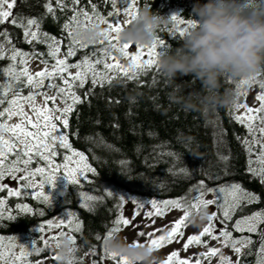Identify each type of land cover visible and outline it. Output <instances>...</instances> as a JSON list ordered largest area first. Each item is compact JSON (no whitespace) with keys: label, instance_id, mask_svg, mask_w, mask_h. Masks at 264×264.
I'll return each instance as SVG.
<instances>
[{"label":"trees","instance_id":"obj_1","mask_svg":"<svg viewBox=\"0 0 264 264\" xmlns=\"http://www.w3.org/2000/svg\"><path fill=\"white\" fill-rule=\"evenodd\" d=\"M48 2L16 0L13 16L37 19L42 33L61 40V53H64L68 41L63 26L73 15V4L71 0H65L68 6L61 9L57 7L56 0H52L55 12L48 13L45 7ZM90 3L96 4L97 10L105 16L112 11L110 3L105 0H81V4L75 7L91 11ZM195 3L196 0H137V8L140 10L151 6L162 16L178 13L183 20H188L192 19L190 13ZM166 19L157 37L164 39L167 47L158 49L160 51L178 47L183 42L182 38H177L169 30L174 21L171 17ZM0 31H7L11 43L24 52H48L47 44L27 43L23 29L18 26L5 23L0 26ZM95 47L80 50L69 62H79L85 54L90 55ZM31 57L39 61L47 60L48 64L54 63L47 55ZM9 64L8 59L0 60V69ZM5 79L0 75V82ZM177 85L181 86L178 93L175 92ZM225 89H231L236 94L238 91L235 81L230 78L222 81L220 93ZM22 91L24 95L28 94L27 88ZM192 93H202L199 80L189 75L170 82L160 67L149 69L137 81L118 77L111 85L101 87L88 83L78 89L77 94L83 102L74 107L68 117V128L62 130L69 136L73 148L85 153L96 172L89 173L87 181L81 179L80 185L68 183L50 192L51 205L34 199L31 190H24L20 197H10L6 190L0 192V199L7 201L3 218H0V237H17L29 246L33 239H37L36 247L42 248L44 246L39 242L41 234L37 230L40 225L71 213L82 224L80 233H70L76 236L77 244L82 248L79 259L83 261L89 258L100 264L103 238L121 213V195L157 201L191 196L201 180L205 181L206 187L240 184L245 191L260 197L248 208L264 211V183L260 177L248 171L250 166L259 165L248 163L250 158L257 160L259 146L253 145L250 156L242 140L247 138L251 141L253 137L244 125L233 118L235 111H232V105L203 110L199 106L186 108L177 102L178 96L187 97ZM58 152L63 154L65 150L58 149ZM56 159L62 161L60 155ZM39 166L42 165L33 162L32 167ZM9 180L12 179L6 176L2 183L9 187L20 184L18 180L12 183ZM108 192H112V195L109 196ZM89 196L96 199L87 200ZM85 203L88 207L84 206ZM17 204H28L33 212L22 213L16 208ZM41 211L43 216L40 215ZM9 213L15 218L9 219ZM47 232L42 234L45 238ZM97 235L101 237L100 241H97ZM258 249L254 245L249 253L258 255ZM52 253L53 246L51 250L45 248L42 252H33L28 259L30 264L49 258L51 264H58L52 258ZM243 261L244 257L241 263Z\"/></svg>","mask_w":264,"mask_h":264},{"label":"snow or ice","instance_id":"obj_2","mask_svg":"<svg viewBox=\"0 0 264 264\" xmlns=\"http://www.w3.org/2000/svg\"><path fill=\"white\" fill-rule=\"evenodd\" d=\"M110 3L112 11L105 16L97 10L94 3H90L91 11L78 9L77 5L81 4V0H71L73 4V15L69 22L64 24L67 32V45L63 57L61 53V40L50 37L47 33L40 31L39 21L33 18L14 17L12 9L16 0H0V26L10 23L12 26H18L23 29L24 37L27 43L48 45V52L45 53H27L15 47L11 43L10 34L7 31H0V60L8 59L9 66L0 69V75L6 79L0 82V192L7 191L10 197H20L24 190H32L31 195L36 200H42L49 205L52 204L50 193L45 190L46 185L55 187L58 174L61 173L67 178L70 184L80 185L81 178L85 181L89 180V173H95L96 169L87 163L88 157L84 152L77 151L73 148L69 141V136L61 131V128L67 129L69 126L68 117L72 113L74 107L82 103L77 90L84 88L88 83L92 86H101L105 84L111 85L113 80L118 77L126 78L129 81L139 80L141 75H146L149 69L160 67L159 56L160 50L167 47L164 39L159 37L151 45L133 44L131 42L121 41L119 33L126 24H130L138 15L137 0H127L122 7L117 6L118 0H105ZM57 7L66 9L65 0H56ZM48 13H54L52 0L45 5ZM126 17L121 22L120 17ZM81 18L83 22H81ZM171 19L176 23L169 29L177 38H183L189 34L190 30L196 26L193 19L181 20L177 15H172ZM107 25L104 27L101 40L94 44H89L83 39L78 38L76 28L83 26L87 28L92 24ZM43 37V38H42ZM90 46L95 47L91 54H85L79 62L70 63V58L75 57L82 49H88ZM128 58V63L123 64L119 58L113 55V51ZM134 50V51H133ZM47 55L54 60V63L48 65L47 60L41 62L45 67L41 71L32 73L29 69V58L31 56L43 57ZM111 60V62H109ZM76 69L75 72L72 70ZM110 73L114 75H110ZM258 77H261L258 79ZM45 81H48L47 88L55 90L54 94L49 95L48 92H41L45 87ZM59 81L60 83H57ZM237 86V96L247 95L246 92L240 91L244 85L258 84L260 91L255 99L259 102L258 107L249 106L247 103L235 102L232 105V111L243 108V114H235L233 118L244 125L247 132L256 137L257 132L260 139L247 138L242 142L246 146L248 153L252 154L253 145L259 146L257 160L249 159V165L258 163L260 166L249 167L248 171L260 177L264 183V75L257 73L248 78L235 81ZM28 89V94H23V89ZM43 95L44 104H37V96ZM64 101L65 106L60 108L56 105L57 98ZM52 102V107H46L48 102ZM70 101V103H69ZM7 105V106H5ZM25 105H28L35 114V118L25 111ZM55 113H60L55 115ZM231 114V113H230ZM13 117H19L18 123H8ZM4 133L10 134L5 137ZM58 149L65 150L62 154ZM60 155L62 163H57L56 158ZM169 155H173L169 153ZM12 156L14 158L9 159ZM74 158H78L75 159ZM226 159V158H225ZM41 164L39 167H32L33 162ZM73 162L74 165L73 166ZM123 163V162H122ZM181 171H184L183 169ZM10 177L13 181H20L19 186L9 187L2 183L5 177ZM37 177L40 179L37 180ZM191 191V190H190ZM208 193H215L214 198L208 199ZM111 196L112 192H108ZM95 197H87V200H94ZM121 204L126 203L125 197H119ZM260 200L259 196L251 192L245 191L240 184H232L231 186L206 187L205 181H199L195 188L194 194L191 196L178 197L163 201L151 200V210L141 212L145 208L143 202L132 200L136 205V211L133 218L125 217L121 214L113 221V227L109 229L103 241L114 233H119L122 227H130L137 233V237L149 238L148 243L155 249L162 248L165 244L173 241L179 242L184 237V229L191 224V216L198 213L202 208L207 209L209 206H215L217 211L208 215V223L198 229V234L188 235L186 242L183 243V250L187 251L191 245L204 244L207 247V241L219 240L222 247H230L237 256L242 254V250L252 243L250 236H240L238 239L233 238V231L237 233H260L264 235V211H257L251 215L243 216L236 219L233 224V230L229 231L227 223L233 221V217L237 209L243 204H252ZM222 201V202H221ZM5 199H0V218H3L5 211ZM85 207L88 204L85 203ZM16 208L22 213H32L33 208L28 204H17ZM171 210H181L182 215L179 218L169 222L168 225H162L160 228H154L153 231L145 233L134 224V218L144 215L151 220V224L155 225V218H166ZM43 216V212H40ZM9 219L15 217L9 213ZM219 225V228L217 227ZM67 227L70 233H80L82 224L71 213L66 219L58 221L48 220L45 224L40 225L37 229L41 234L39 242L44 247H36L37 239L31 241V245L20 244L19 253L14 251L16 245L11 241L8 244L3 243V237H0V264H30L29 257L35 253L42 252L46 249L51 250L53 244L57 246L60 243V237L67 235L64 231H60L58 235H50L47 238L42 235L46 230L63 229ZM159 235L157 233L165 232ZM218 233V235H217ZM73 240L76 236L72 235ZM97 241L101 240L99 235L96 236ZM134 240L141 243L138 239ZM31 248V251L29 250ZM219 254V264H241L237 259L233 261L231 256L222 254L221 247H210L208 251L199 254L208 259L217 257ZM55 261H59L58 256L52 257ZM97 264V261H93ZM100 264H130L126 257H119L117 254L108 251L102 244V256ZM163 264H202L200 258H180L179 250L173 251L163 261ZM256 264H264V240L260 242L259 256Z\"/></svg>","mask_w":264,"mask_h":264},{"label":"clouds","instance_id":"obj_3","mask_svg":"<svg viewBox=\"0 0 264 264\" xmlns=\"http://www.w3.org/2000/svg\"><path fill=\"white\" fill-rule=\"evenodd\" d=\"M190 15L196 26L178 47L161 52L160 68L170 82L189 75L200 81L202 93L177 97V102L186 108L199 106L207 110L231 106L237 94L231 89L221 94L222 81L225 78L237 81L264 72V0H196ZM171 16L160 15L151 6L142 7L119 33L120 39L151 45L166 18ZM103 30L96 23L87 28L77 27L75 31L78 38L94 44L104 38ZM180 90L181 86L177 85L175 92ZM208 215V210L202 208L191 216V224L203 226ZM103 244L108 251L126 257L130 264H163L164 261L149 243H137L119 233L107 236ZM53 251L59 257L58 264H83L79 259L82 248L70 233L60 237L58 246L53 244Z\"/></svg>","mask_w":264,"mask_h":264},{"label":"rangeland","instance_id":"obj_4","mask_svg":"<svg viewBox=\"0 0 264 264\" xmlns=\"http://www.w3.org/2000/svg\"><path fill=\"white\" fill-rule=\"evenodd\" d=\"M125 4H126V2H119L117 6L122 7ZM174 15H177L178 19L183 20L178 15V13H175ZM120 19H121V22H123V20L126 19V17L122 16V17H120ZM81 22H83L82 19H81ZM175 23L176 22L174 21V24ZM102 26L106 27L107 25H102ZM63 54L64 53H60V56L63 57ZM113 55L118 57L121 63H123V64H127L128 63V58L122 56L118 51L114 50L113 51ZM109 62H111V60H109ZM48 65H51V64H48ZM44 67H45V64L42 63L41 61H39V60H37L35 58H32V57L29 58V69H30V71L32 73H35L37 71H41V70L44 69ZM72 71L75 72L76 69H73ZM110 75H113V74L110 73ZM47 83H48V81H45V87L41 90V92H48L49 95L54 94L55 90H49L47 88ZM58 83H60V82L58 81ZM240 91L246 92L247 95L237 96L236 102H239V103H242V104L243 103H247L249 106H253V107H258L259 106V102L256 101V99H255L256 95L260 91V88H259L258 84L244 85V86L241 87ZM55 103L60 108H63L65 106L64 101L61 98H59V97L57 98ZM69 103H70V101H69ZM37 104H44V97H43L42 94L37 96ZM45 106L46 107H52V102L49 101L48 104L45 105ZM25 111L28 112L30 116L35 118V114L31 111V109H30V107L28 105H25ZM244 111L245 110L243 108H241L239 110H236L234 114H243ZM59 114L60 113H55V115H59ZM19 121H20L19 117H13L11 121H8V123H18ZM61 131L63 132L62 128H61ZM4 135H5L6 138L10 136V134H8V133H4ZM253 139H260L259 132H257L256 137H253ZM262 143H264V140H262ZM75 159H78V158H74V160ZM56 162L57 163H62L63 161L58 162L57 159H56ZM87 163H89L88 160H87ZM73 166H75L74 162H73ZM259 166L260 165L253 166V167L258 168ZM62 171L63 170H61V173L58 174L59 176L57 177V180L55 182V187H53L52 185H46L45 186V190L48 193L55 192V191L59 190L61 187L65 186L66 184L69 183L67 178L62 174ZM39 179L40 178L37 177V180H39ZM12 182H13V180H9V183H12ZM215 195H217V194L208 193L206 195V198L212 199V198L215 197ZM123 196L125 197V201H127L126 203L122 204V209H121V212L125 215V217L133 218V216H134V212L136 211V205L132 203V200L143 202L145 204V208L141 209L142 213L151 210V205L148 203L151 200H139V199H137L134 196L129 195V194H123ZM207 210H208L209 214H211L214 211H217L215 206H209L207 208ZM181 215H182L181 210H171L167 214L166 218H155V225H152L150 218H148V217H146L144 215H141L139 217H135L133 222H134L135 225H137V227L141 231H144L145 233H147L149 231H153L154 228L158 229L162 225H168L169 222L173 221L176 218H179ZM66 218H67L66 215H61V216L57 217L55 220H53V221L55 222V221H58L59 219H66ZM207 223H208V221H206L204 223V225L201 226V227H195L192 224H189V226L184 229V237L180 238L179 242L173 241L170 244H165L162 248H157L156 249L157 252L159 253V255L161 257L164 258V260L173 251L179 250L180 258H182V259L183 258H190V257L193 258V259L200 258L202 260V264H219V254L217 255V257L212 258L210 261L208 259L200 256L199 254L208 251V248H210V247H221L223 255L231 256V259L233 261H236L237 259H239L241 261L242 255H243L244 250H245L246 247L242 250V254L240 256H237V254H235V252L230 247H222L220 245L219 240H209L207 237L203 238L204 240L207 241V245H208L207 247H205L204 244L202 243L201 245H191V246H189V249L187 251L183 250L182 245H183V243L186 242L187 236L188 235H192V234H198V229L202 230V228ZM217 227L219 228V225H217ZM261 227H263V226H261ZM227 228H228V225H227ZM167 230L168 229H166L165 232L157 233L156 234L157 237L159 235L166 234ZM60 231H64L65 233H68V234L70 233V232H68V229H66V227H64L63 229H55L54 228L51 231L48 230V232L46 233V236L48 237L50 235H58ZM119 234L124 236L125 238H127L129 240H134V238H135V239H138L140 242H143V243H148V241H149V238L147 237V235H145L144 237H137V233L134 232L130 227H122L121 231L119 232ZM217 235H218V233H217ZM233 238L234 239H238L239 236L233 235ZM10 241L16 245V247L14 248V251H16L17 254L19 253V250H20L19 249V245L20 244L28 245L26 243V241H24L22 239L20 240L17 237H9V238H4L3 237V243L8 244ZM54 256L55 255H54V251H53L52 257H54ZM258 256H259V252H258ZM258 256H257V259H258ZM82 262H83V264H93V262L89 258H86ZM245 262L246 261H244L241 264H244ZM37 264H51L50 258L47 259V260H44V261L37 262ZM254 264H256V262Z\"/></svg>","mask_w":264,"mask_h":264},{"label":"flooded vegetation","instance_id":"obj_5","mask_svg":"<svg viewBox=\"0 0 264 264\" xmlns=\"http://www.w3.org/2000/svg\"><path fill=\"white\" fill-rule=\"evenodd\" d=\"M258 202V201H257ZM256 203V202H254ZM253 204V203H252ZM252 204H243L239 209H237V211L235 212L234 214V217H233V221H229L227 223L228 225V230L229 231H232L233 230V224H234V221L236 219H239L243 216H246V215H251L252 213L254 212H257V211H263V210H250V208H248V206H251ZM264 227V225H262ZM233 235H236V236H250L251 237V240H252V243L250 245H248L245 250H244V253L242 255V257H244V261H250V264H254L257 260V256L258 255H253L251 253H249V250L254 246H258L260 248V242L261 240H264V235L260 234V233H237L235 231H233ZM258 252H259V249H258ZM243 261V262H244Z\"/></svg>","mask_w":264,"mask_h":264},{"label":"water","instance_id":"obj_6","mask_svg":"<svg viewBox=\"0 0 264 264\" xmlns=\"http://www.w3.org/2000/svg\"><path fill=\"white\" fill-rule=\"evenodd\" d=\"M244 264H250V261H246Z\"/></svg>","mask_w":264,"mask_h":264}]
</instances>
